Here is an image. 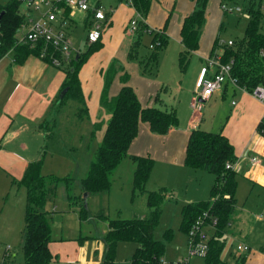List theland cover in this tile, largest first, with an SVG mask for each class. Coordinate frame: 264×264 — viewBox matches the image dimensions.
Segmentation results:
<instances>
[{
	"label": "crops",
	"instance_id": "crops-1",
	"mask_svg": "<svg viewBox=\"0 0 264 264\" xmlns=\"http://www.w3.org/2000/svg\"><path fill=\"white\" fill-rule=\"evenodd\" d=\"M221 1L222 0H215L210 2V0H208L205 12V22L200 32L199 47L196 51L191 53V55H196L193 57L194 60L191 63L192 69L197 70L194 80L195 83L200 70L206 66L205 58L211 55L221 56L222 53L221 48H217L214 51L211 50L215 40V29L221 20L222 12L218 9L220 8ZM61 4L62 3H60V5ZM95 6H100L99 0ZM65 7L67 9L65 17L69 22V26L71 24L75 25V21L68 15L70 9L67 6ZM193 7L194 2L192 0H152L151 9H148L144 23L147 26H152V28L158 27V30L164 29L162 23L168 12L172 10L174 13L171 22V34L176 38L179 45V48L177 46V49H175L176 56L177 50L178 54L182 50V44L180 42L181 22L186 15L192 12ZM109 8H113L114 11L113 13L112 11L108 12L109 22H107L105 28L102 30L101 38L98 41L102 48L101 52L104 54L105 50H107L108 56L104 61L94 60L91 66H88L87 68L86 66L83 67L78 73L81 93L88 110L86 117L79 118V104L77 101L72 100L75 101V105L77 106L75 110V123L77 124H80L82 120L89 117L91 107L96 110V114H93L94 118L91 131L94 124H99V127L93 135V138L98 136V140H101L106 122L109 118L107 111L100 105V97L104 84V75L106 69L110 65L114 66L115 74L107 89L108 97H113L118 93L122 86L120 77L123 73H126L128 75V81L126 84L132 87L143 108L154 106L161 110H169L164 100L160 98L161 91H165L166 86L159 85L157 81L146 76L148 71H143V65L148 59L149 53H146L145 57H142L140 61H136V54L132 59H129L128 57L133 40H138L139 37L138 32L134 34H129L127 32L129 20L135 15L133 8L125 6L123 3H120L119 0H114ZM20 10L26 14V23L23 27L28 29L31 19L36 20L39 13L37 12L38 14L36 13V15L34 14V11H26L23 6L20 7ZM90 11L91 10L86 12L81 11L78 13L81 26L85 33V38L91 19ZM117 22L119 23L118 28L117 30H114ZM64 29L68 36L67 27L65 26ZM140 31L142 32V30ZM25 32L26 31L22 34L19 33V36L16 35L17 38H22ZM112 34H114V38H112ZM165 35L167 36L166 33ZM224 44L226 43H223V45ZM38 48L39 47H37V49ZM41 48H39V51ZM73 48L75 49L74 46ZM29 49L34 51L36 48L29 47ZM76 50L78 53L73 58H78L79 54H81L79 49ZM170 54L172 55V51ZM94 55L98 56L99 53ZM196 57L199 58V60H197ZM157 64L158 58L156 65L153 66L148 73H155ZM66 67L67 66L55 67L47 58H40L39 54L37 56L30 54L24 62L20 64L15 62L13 51H10L0 59L1 243L9 244L20 242V240H22L25 190L24 188L13 184V181L22 178L24 170L29 162L40 158L39 147L42 139H45L52 134V131L56 128L57 118L64 114V106L61 108L56 106V98L63 89H61V87L64 80V73L63 71L61 72L60 69ZM207 73L210 75L212 69H208ZM157 94V101H154V97ZM190 98L187 100L188 105ZM224 99L226 100L224 101ZM206 107L207 109L212 110L211 120L209 122H207V120L204 121V113L203 110H201L199 122L195 128L207 132L222 133L233 146L234 155L237 159L235 171L238 172L236 181L239 186L237 185L235 193L237 197V203L235 202V205L237 204L238 206L237 208L234 206V211L235 209H240V212L237 215V218H234V212L231 215L229 225L224 233L225 242L228 238H235L233 230L236 228L241 229L239 227L240 225L236 226L235 224V221L238 219L244 220L250 226L259 225L256 234L260 239V243L257 247L252 248L253 242L251 241L249 234H245V241H238L235 245V250L237 245L243 244L249 247V251L246 253H239L236 250V254L233 255V258L230 261L228 259H221L229 264H264V217L261 219L263 216L262 214L256 215L255 219L257 221L252 222L250 217L255 214L254 212L240 216L243 213H246L247 210H250L252 206H255L254 210L264 211V132H259V130H257V125L261 122L263 117L264 106L248 92L239 90V88L232 84L226 83L219 91L212 94L203 103L202 109ZM217 109L228 112L226 113L227 118L222 125L216 121ZM190 120L191 118H188L186 123L172 127L164 135H158L151 132L148 124L145 122L139 123L137 136L129 146L127 157L150 155L154 158V164L148 178L149 180H147L145 184L146 191H154L159 188L170 187L171 184H165L163 182H159L158 185H156L157 183L154 179L162 178L164 175L161 174H165L166 180L173 181L176 174L192 179V176L194 177L195 175V171H199L185 167L182 161L188 135L192 129H195L189 126ZM90 141L91 138L89 137L88 144ZM64 154L67 155L66 153ZM252 157H256L259 160L258 163L253 165L250 162ZM124 159L122 161H124ZM119 164L112 175V189L115 187V182L113 181H115L116 175L119 171ZM134 167L135 164L132 161L131 166H128V169L131 171V177L133 176ZM67 170L68 168L65 169L64 173L68 172ZM58 173L59 171H56V174L52 175L58 176ZM66 175L69 176V174ZM212 182L213 181L210 183V187ZM244 183H249L250 187L247 188L246 186V188H244ZM240 186L242 187L241 190H239ZM62 188L64 189V186ZM116 189L117 192H122V189ZM109 191L102 195L87 196L82 194L86 205L89 200L95 201L96 214L94 215V218L93 215H91L90 218L87 217L85 220H80L78 217V206L76 204L72 206L69 204L64 189L63 194L66 206L63 209L65 214L62 222V230L65 231V235L60 234L53 237V227L50 229V241L48 242V249L52 255L50 264H102L105 255V243L102 238L108 230L107 219L101 217L97 218L98 221H101V225L103 226H101L100 230H96L95 223L97 220L95 217L100 209L104 210V201H106ZM166 191L168 197L164 202L173 196L172 190L167 188ZM72 192L74 196H79L81 194L79 185H76V181L74 180ZM143 195L145 202L146 194ZM257 197L259 198L260 203L257 201ZM207 198L184 200L182 204L179 203L181 206L180 209L186 204L206 200ZM52 200L53 199L51 198L48 199L44 206L48 215L53 213L54 208H56ZM243 210L246 212H243ZM147 215L148 209L145 203V208L142 210L140 216L145 218ZM69 216L73 217L74 220L67 218ZM84 225L88 226L87 230H82ZM234 225L236 227H234ZM185 238L186 242V234ZM7 247L9 248L8 250ZM123 247L125 246L119 245L117 248L115 264H128L129 260L121 263L117 258ZM174 248L176 249L175 253L178 255L177 258L175 255H172L171 259L164 260L165 256L163 255L161 262L164 261V264H191L190 260L192 259H185L182 257L185 250V243L177 245ZM9 253L10 247L9 245H6L2 251V262L6 258H10L12 254L10 253L11 255H9ZM166 253L167 250L165 255Z\"/></svg>",
	"mask_w": 264,
	"mask_h": 264
},
{
	"label": "trees",
	"instance_id": "trees-1",
	"mask_svg": "<svg viewBox=\"0 0 264 264\" xmlns=\"http://www.w3.org/2000/svg\"><path fill=\"white\" fill-rule=\"evenodd\" d=\"M151 1L133 0V8L143 19L146 18ZM192 1L194 2L193 10L183 18L180 26L182 50L178 54V64L182 70H185L191 53L199 47L200 32L205 22L208 3V0ZM224 1L241 3L243 10L249 14V19L240 40H233L230 45H223L215 38L211 50L221 48L220 60L222 63L232 62L231 75L237 80L238 86L251 90L262 83L264 76V32L261 25L264 19V8H262L264 0H222L221 3ZM20 7V0L0 3V59L13 51L15 62L18 64L23 63L30 54L37 56L39 48L43 46L46 50H50V47L43 43L38 46V49L30 50L27 44L21 43V38H17V32L26 23V14L21 12ZM143 28L144 22L140 21L136 33ZM166 39L164 29L155 32L151 41L152 50L143 65V71L149 72L156 65L158 53L165 46ZM137 44L138 40L134 39L128 54L129 59L136 54ZM91 45L85 54H79L78 58H73L66 68L61 69L64 73L61 89L66 87L67 91L60 100L56 98V106L60 108L69 99L77 101L79 118L86 117L88 110L81 93L78 71L85 58L98 49L100 43ZM114 72V66L110 65L104 75L100 105L107 111L109 118L102 138L89 162L87 173L78 181L81 194L73 195V180L68 175L64 177L42 175V158L29 162L22 178L13 181V184L25 190L21 241L22 264H50L52 255L48 249V242L51 218L44 206L51 196H55L59 185L64 186L69 204H78L79 219L85 220L88 212L82 194L102 195L109 191L112 175L118 164L127 157L129 146L137 136L139 123H147L150 131L158 135H164L172 127L177 126L178 120L174 110L141 106L132 87L126 84L128 81L126 73L120 77L122 86L118 93L108 97L107 89ZM157 97L158 94L154 97V101H157ZM98 127L99 124L93 125L91 138ZM257 130L264 132L262 121L257 125ZM130 158L135 164L131 182V198L133 199L138 193L146 194L148 215L142 219H108L104 210H99L97 217L107 219L108 228L102 238L105 243L102 264H115L116 248L121 242L136 244L128 264H161L165 242L172 238V232L166 230L164 241H161L155 239L154 229L159 223L161 206L168 194L165 188L154 191L145 190V184L154 164L151 157L147 155ZM236 160L233 146L222 133L207 132L198 128L190 131L184 150L183 165L189 169L206 171L212 174L214 179L206 200L189 203L182 207L179 230L187 234L202 212H208L216 218L203 264H229L221 259V251L225 244L224 233L234 212L237 182L235 169H227L225 166Z\"/></svg>",
	"mask_w": 264,
	"mask_h": 264
},
{
	"label": "rangeland",
	"instance_id": "rangeland-1",
	"mask_svg": "<svg viewBox=\"0 0 264 264\" xmlns=\"http://www.w3.org/2000/svg\"><path fill=\"white\" fill-rule=\"evenodd\" d=\"M114 0H99V4L101 9L104 12H111L113 13L114 9L109 8ZM215 0H210V2ZM8 0H0V3L5 4ZM88 5L90 9H92L95 4L98 2V0H87ZM152 1L149 5V10L151 9ZM22 7V6H21ZM111 9V10H110ZM219 11H221V20L219 21L217 28L215 29V38L219 40L220 43H226L228 41L233 40H240L243 37V32L247 23V19L239 17L235 14H229L223 12L220 8H218ZM264 10V9H263ZM56 16L60 19L64 18L67 9L66 7L61 4L60 7L56 9ZM72 14L70 15V13ZM81 12L78 8H75L70 11L68 14L74 21L75 25H70L67 21L65 26L67 27L68 37L72 43V45L75 47V49H79L81 54H85L90 48L91 44H87L85 42V33L81 26V21L78 13ZM35 12L34 14H36ZM38 14V13H37ZM36 14V15H37ZM33 15V13H32ZM174 13L172 10L168 12L166 17L163 20L162 26L164 28L165 33L167 34L166 44L165 46L159 51L158 56V64L155 73H148L146 76L151 77L154 81H157L159 85L166 86V90H162L160 94V98L164 100L166 106L168 109H172L175 111L177 120H178V126L186 123L188 118H191V109H190V103L194 96L195 91V76H196V69H192L191 63L194 60L193 57L196 56L195 54H192L189 62L185 68V70H182L179 67L178 64V50H177V56H176V50L177 46L179 48L178 42L176 38L171 34V22L173 19ZM109 22V21H108ZM145 22V19H144ZM119 23L117 22L115 24V29L117 30ZM262 30L264 32V19L261 21ZM149 26V25H148ZM144 23V28L142 29V32L139 33L138 37V44H137V53H136V61H140L142 57H145L146 53H150L152 50V37H154L155 32L158 30L157 28H152V26L148 27ZM108 27V26H107ZM106 27V28H107ZM105 26L103 27V29ZM27 28L22 27L18 32L17 35L19 36V33L22 34L24 31H26ZM113 30V31H114ZM138 30V28H137ZM112 31V32H113ZM136 33V32H135ZM112 38H114V34H112ZM91 45V46H90ZM101 46H99L98 49H95L92 51L84 60V62L81 64L79 71L83 69V67L91 66L92 62L94 60H101L104 61L108 56V51L105 50L104 54L101 52ZM172 51V55L170 54ZM99 53L98 56H95L94 54ZM92 56V57H91ZM197 58V57H196ZM199 60V58H197ZM59 70V69H58ZM62 72V70L60 69ZM78 71V73H79ZM191 97V98H190ZM188 98H190V102L188 105ZM226 99H224L225 101ZM91 101V98H90ZM75 101H72V99H69L66 101L63 110L64 114L60 115L57 118L56 122V128L52 131V134L49 135L47 138L42 139L41 145L39 147L40 150V158H42V168L41 173L43 175H52L56 174V171H59L57 174L60 177H64L66 174H69V176L72 178V180L76 181V185H78V181L80 180V177H84L87 173L89 162L92 158L93 153L95 152L100 140H98V136H95L94 138H91V127L93 123V114H96V110L91 107L90 115L86 119L82 120L81 123L78 125L75 123V110L76 105ZM204 113V121L207 120L209 122L211 120L212 116V110L204 108L202 109ZM227 111H221L217 109L216 111V121L222 125L224 121L227 118ZM203 121V123H204ZM89 137L91 138L90 143ZM100 139V138H99ZM71 143V145H70ZM67 155H65L64 153ZM152 159H154L152 156L149 155ZM128 158V159H127ZM154 161V160H153ZM183 161V160H182ZM132 164V160L129 157H126L124 161H122L119 164L118 173L115 178V187L114 189L109 188V197L107 196L106 201H104V210L106 215L109 219H115V218H122V219H142L140 216L142 214V210L145 208V202H144V195L143 193L136 194L133 199L131 198V171L128 169V166L130 167ZM68 168V172L64 173L65 169ZM189 170V169H188ZM191 172V171H190ZM194 172V171H193ZM194 177L192 176V179H188L187 177H184L182 175L176 174L174 180L168 181L165 179V174L162 176V178L154 179V181L158 185L159 182H163L165 184H171L170 187H167L168 189L172 190L173 196L170 197L168 200H166L161 208V214L159 218V223L154 229V237L157 240L164 241V232L166 230H171L172 232V238L165 242V252L167 250V253L164 256V260L171 259L172 255H175L177 258V254L175 253V246L181 245L182 243H185V250L183 252V256L185 259L187 258V241L185 242V234L182 233L179 230V224H180V208L181 206L179 203L182 204L184 200L188 199H205L208 197V190L210 187L211 181H213L214 176L206 171L199 170L195 171ZM237 174L236 172V180H237ZM149 180V179H148ZM237 182V181H236ZM153 183V181H152ZM239 186V184H237ZM236 185V189H237ZM241 185V184H240ZM249 188V183H244V188ZM63 186H58L55 192V196H51L52 201L54 202V205L56 208H54V212L50 213L48 216H50V226L53 227V237L58 236L60 234L65 235V231L62 230V222L64 220V207L66 206L65 203V197L63 194L64 189ZM122 189V192H117V189ZM147 188V185H146ZM166 188V187H165ZM166 188V189H167ZM241 186L239 187V190H241ZM128 189V190H127ZM236 193V190H235ZM50 197V196H49ZM236 203H237V197ZM132 199V200H131ZM257 201L260 203L259 198L257 197ZM239 202V201H238ZM78 206V204H76ZM72 206V205H71ZM237 204L235 205V208H237ZM95 201L89 200V202L86 205V209L88 212V218L91 217V215L96 214L95 210ZM255 206H252L250 210H243L242 215L244 216L246 214H253L250 218L252 222H256L255 219L256 215H263L261 219L264 217V211L262 210H254ZM240 209H235L234 211V218H237V215L239 214ZM136 215V217H135ZM69 219H73V217H67ZM96 223H95V229L100 230L101 229V221H98V217L96 215ZM260 219V220H261ZM236 226H239L241 229L236 228L233 230V234L235 238H228V240L225 242L223 249L221 251V258L222 259H228L229 261L233 258V255L236 254L235 245L238 241H245V234H249V237L251 241L253 242L252 248L257 247V245L260 243V239L256 234V230L258 229L259 225L250 226L248 223H246L244 220L238 219L235 221ZM53 225V226H52ZM234 225V227H236ZM94 227V226H93ZM88 226L84 225L82 227V230H87ZM211 236V234H210ZM21 241L20 242H14V243H1L0 242V264H2V251L6 247V245H9L10 247V258L3 260L5 264H22L23 263V252L21 250ZM120 246L123 247L122 251L120 252V255L117 256L119 261L123 263V261L130 260L132 254L134 253V250L136 248V244L133 242H121L118 243ZM117 245V248L118 246ZM116 248V252H117ZM130 251V252H129ZM181 259V258H180ZM188 259H192L191 264H203V258L202 257H190ZM165 262L163 261L162 264ZM181 264V263H180Z\"/></svg>",
	"mask_w": 264,
	"mask_h": 264
},
{
	"label": "built area",
	"instance_id": "built-area-1",
	"mask_svg": "<svg viewBox=\"0 0 264 264\" xmlns=\"http://www.w3.org/2000/svg\"><path fill=\"white\" fill-rule=\"evenodd\" d=\"M21 6L26 11L38 12L39 16L36 20L31 19L30 25L24 36L21 38L22 44H27L30 48H37L42 43L48 45L50 50H46L43 46L39 51L40 58H47L55 67L68 66L72 58L78 53L73 48L72 43L65 31L67 18L62 19L56 16V9L60 7V3L67 6L70 11L78 8L82 12L91 10V19L86 32L85 42L93 44L101 38L103 27L107 24L109 17L108 12H104L100 6H94L90 9L87 0H20ZM125 6L133 8V0H119ZM264 8V1L262 3ZM220 9L229 14H235L239 17L249 19V14L243 10L241 3L235 1H224L220 4ZM135 15L129 20L127 32L134 34L139 26V22L143 21V17L139 15L133 8ZM69 11V13H70ZM72 12L70 13V15ZM232 42H226L230 45ZM206 66H204L197 77L195 83L194 96L190 103L191 120L189 126L195 128L199 122L200 113L203 103L221 87L230 83L244 92H248L257 101L264 106V76L261 84L255 86L251 90H247L238 86L237 80L231 75L232 62L222 63L220 56H208L205 58ZM212 69V73L208 75V69ZM261 121L264 123V113ZM256 157H252L250 162L254 165L258 163ZM235 162L226 164L227 169H235ZM216 218L209 215L208 212H202L194 224L189 229L187 235V259L190 257L206 256L208 249V241L211 231L214 230ZM9 248L7 247V250ZM236 250L239 253H246L249 247L243 244L237 245ZM163 262H161L162 264Z\"/></svg>",
	"mask_w": 264,
	"mask_h": 264
},
{
	"label": "water",
	"instance_id": "water-1",
	"mask_svg": "<svg viewBox=\"0 0 264 264\" xmlns=\"http://www.w3.org/2000/svg\"><path fill=\"white\" fill-rule=\"evenodd\" d=\"M66 91H67V88H66V87L63 88V89L60 91L59 96H58L59 100L63 97V95L66 93Z\"/></svg>",
	"mask_w": 264,
	"mask_h": 264
}]
</instances>
